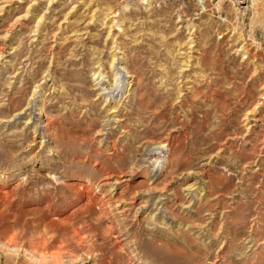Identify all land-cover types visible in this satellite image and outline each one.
Here are the masks:
<instances>
[{
    "label": "rangeland",
    "instance_id": "rangeland-1",
    "mask_svg": "<svg viewBox=\"0 0 264 264\" xmlns=\"http://www.w3.org/2000/svg\"><path fill=\"white\" fill-rule=\"evenodd\" d=\"M257 4L0 0V264H264Z\"/></svg>",
    "mask_w": 264,
    "mask_h": 264
},
{
    "label": "bare ground",
    "instance_id": "bare-ground-1",
    "mask_svg": "<svg viewBox=\"0 0 264 264\" xmlns=\"http://www.w3.org/2000/svg\"><path fill=\"white\" fill-rule=\"evenodd\" d=\"M222 6V5H221ZM232 6V5H231ZM257 6H258V9H257V11H255L256 13H254L253 14V19H251V21L249 22V27H250V36L252 37V38H258L260 41H261V46H263V49H264V33H262L263 31H264V5L262 6L261 4L260 5H258L257 4ZM223 8H225L226 10H227V15L229 16V18L230 19H232L233 20V18L234 17H236L237 18V16H236V12H235V10H233L232 8L231 9H229L228 8V5H227V7H226V5H224V7ZM238 14V13H237ZM246 19H245V16H240V22H244ZM237 25V24H236ZM216 47L218 48V50H219V54H218V56L219 57H221V58H223V60H224V62L225 63H228V64H230V60H231V58H229L228 60H226V57H227V53H226V51L223 49V47H221V45L220 44H216ZM210 49V48H209ZM229 57V56H228ZM233 61L236 63V61L237 60H234L233 59ZM232 63V62H231ZM231 65V64H230ZM240 66H242L243 68H242V70H239V71H237V72H235L234 71V69L233 68H231L230 66H226V69H225V71L223 72V75H222V77L223 78H225V80L227 81V80H233V83H232V85H233V88L234 89H236L239 93H238V96L236 97V96H230L229 98H228V100H227V103H226V105H227V110H228V112L225 114L226 115V117H227V120L229 121V123H231V122H233L234 121V117H235V115H237L238 113H239V111H240V108H241V105H240V103H238V104H236V99L238 98V97H240L241 95H243V100L245 99H249V97H248V95H249V93L245 90V81L247 80V78L249 77V75H250V72H251V69H250V67L249 66H247V62H244L243 64H240ZM260 81H264V69H263V75H260V74H252V77L250 78V80H249V83H248V85H249V88H254V86H255V84L257 83V82H260ZM119 84V82H116L115 83V86H117ZM113 87V86H112ZM111 90H112V88L111 89H109L107 92H110V94L111 95H114V93H116L115 91L114 92H111ZM109 94V95H110ZM108 95V96H109ZM248 97V98H247ZM232 105H236L235 106V108H232ZM207 111V110H206ZM210 112V111H209ZM205 113V112H204ZM205 115H206V113H205ZM207 119V118H206ZM157 149H159V148H157ZM155 149H152V148H145L144 149V151H143V154H142V156H143V158H142V161H144L146 158H148V157H150V156H152V155H155ZM18 220V219H17ZM17 220H14V221H6V222H4V224H3V226L1 227V228H8V227H10L11 229H14L15 227H16V225H17ZM25 220V219H24ZM76 222V221H75ZM18 223H20V222H18ZM41 224V223H40ZM39 224V225H40ZM72 224V223H71ZM71 224H70V226H71ZM23 225V224H22ZM21 225V226H22ZM32 225V224H31ZM35 225V224H34ZM44 225V224H43ZM75 225V224H74ZM77 225V224H76ZM38 226V225H37ZM72 226H73V224H72ZM29 227H30V224H29V222L28 221H25V224H24V226H23V228H24V231H21L22 229L20 228V230L19 231H21V232H19V233H13V234H11L10 236H6V235H4V236H2V237H5V239H4V241H6L5 243L8 245V246H12L13 248H14V250L16 249V248H18L19 249V247L17 246L16 247V245H17V243L18 242H16V241H19V239H23V236H25V234L27 233V230L29 229ZM74 227V226H73ZM32 228V227H31ZM30 228V229H31ZM34 228V227H33ZM80 228V227H79ZM10 229V230H11ZM44 230H45V227H44ZM65 230V229H64ZM75 230V229H74ZM32 231V230H31ZM5 232V231H4ZM18 232V231H17ZM34 232V231H33ZM31 233V232H30ZM43 233V232H42ZM41 233V234H42ZM48 233V232H47ZM60 233V232H59ZM64 233V232H63ZM41 234H40V236H41ZM45 234V233H44ZM33 235V234H32ZM31 235V236H32ZM43 235V234H42ZM47 236V235H46ZM22 237V238H21ZM39 237V236H38ZM43 237H44V235H43ZM48 237V236H47ZM41 238V237H40ZM39 238V239H40ZM51 238V237H50ZM63 238V237H62ZM37 239V238H36ZM24 240H26V237L24 238ZM32 240V239H31ZM44 240V239H43ZM55 240V239H54ZM23 241V240H22ZM44 241H46V240H44ZM43 241V242H44ZM49 241V240H48ZM29 242V241H28ZM35 243V242H34ZM38 242H36V244H37ZM40 243H42V242H40ZM46 243H47V241H46ZM55 243V242H54ZM61 243V242H60ZM27 244V243H26ZM49 244H50V242H49ZM7 245H6V247H7ZM43 245V244H42ZM37 246V245H36ZM40 246V245H39ZM45 245H43V247H44ZM16 247V248H15ZM42 247V248H43ZM47 247V246H46ZM46 247H44L43 248V250H45L46 249ZM30 248H31V250H32V252H35L34 254H37L38 256H39V258H40V262H39V264H51V263H46V262H48L47 260L50 258V257H48V255L47 254H45V251L42 253V252H40L39 251V249H38V251H36V248H35V246H33V245H31L30 246ZM40 248V247H39ZM41 248V249H42ZM49 248V247H48ZM84 249V248H83ZM64 250V249H63ZM74 250L76 251V252H80V251H82L81 250V246L80 245H78V246H75L74 247ZM17 251V250H16ZM42 251V250H41ZM54 253V252H53ZM52 253V254H53ZM62 253V252H61ZM14 254V253H13ZM55 254V253H54ZM51 255V259L53 260V258H54V261H55V263H58L57 261H59V260H62L61 258H63L62 256L64 255V254H66V252L65 253H63V254H59V255ZM57 254V253H56ZM67 255V254H66ZM65 256V255H64ZM57 261H56V260ZM50 260V259H49ZM52 260H50V261H52ZM9 261H13V259L11 260V259H8V260H6V262H9ZM45 261V262H44ZM63 261V260H62ZM53 263V262H52ZM60 264H63V262H60Z\"/></svg>",
    "mask_w": 264,
    "mask_h": 264
}]
</instances>
